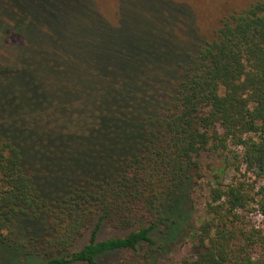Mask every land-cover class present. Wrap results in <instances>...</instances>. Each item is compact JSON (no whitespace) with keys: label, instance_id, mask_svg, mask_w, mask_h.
I'll return each mask as SVG.
<instances>
[{"label":"trees","instance_id":"1","mask_svg":"<svg viewBox=\"0 0 264 264\" xmlns=\"http://www.w3.org/2000/svg\"><path fill=\"white\" fill-rule=\"evenodd\" d=\"M154 1L121 36V0L113 22L94 0H0V264H155L188 237L176 264H264V0L184 49L157 36L183 7ZM202 152L220 167L196 219Z\"/></svg>","mask_w":264,"mask_h":264},{"label":"rangeland","instance_id":"2","mask_svg":"<svg viewBox=\"0 0 264 264\" xmlns=\"http://www.w3.org/2000/svg\"><path fill=\"white\" fill-rule=\"evenodd\" d=\"M132 1V2H131ZM164 3L161 5L165 11H170L166 3L178 4L183 7L187 18L183 14L178 12V18H175V22L171 25L163 26V34L157 36H172L176 39L178 45L177 48H192L202 42H210L214 40L217 36V32L223 19L232 12H238L250 4V0H162ZM97 4L100 12L104 15L108 21L113 22L115 20V15L113 12L114 0H94ZM151 4H155V1ZM142 8H147L148 11H143L139 8V5L135 0H121V15H124V21L121 23V36H134L135 28H140L139 18L136 17V11L140 13H150L151 8L143 6ZM179 21V23H178ZM172 27V28H170ZM1 46V43H0ZM2 63L10 65L16 62L15 50L8 47L5 49V53L2 57ZM185 60L181 61L179 66H175L179 61H174L172 63L174 68H181ZM170 62H167L169 65ZM37 112V111H35ZM33 112V114H35ZM199 164V176L197 179L198 186L195 187L194 192L191 194L192 200V210L193 214L198 218L201 215L204 200L207 196V190L209 187V179L211 175V170L213 168L220 167V159L208 152H202L197 158ZM231 177V173L227 174V178ZM264 183V182H261ZM44 194L46 196H51L50 192L45 190ZM197 221V220H196ZM255 222L260 221V217H254ZM88 232L85 234V239L87 238ZM120 233L115 232L107 226H102L99 231V240L107 239L110 237L120 236ZM84 241L82 244H84ZM81 244V245H82ZM197 252V248L194 246V240L190 237L187 238L181 245H177L174 248L159 254L155 264H176L180 257L185 255H193ZM106 264H114V262L121 260V254H116L114 256H106Z\"/></svg>","mask_w":264,"mask_h":264}]
</instances>
